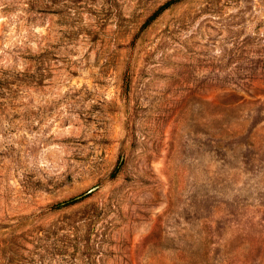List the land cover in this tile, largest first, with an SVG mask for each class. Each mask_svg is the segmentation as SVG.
<instances>
[{"label":"rangeland","instance_id":"1","mask_svg":"<svg viewBox=\"0 0 264 264\" xmlns=\"http://www.w3.org/2000/svg\"><path fill=\"white\" fill-rule=\"evenodd\" d=\"M167 1L0 0V264H264V0Z\"/></svg>","mask_w":264,"mask_h":264},{"label":"trees","instance_id":"2","mask_svg":"<svg viewBox=\"0 0 264 264\" xmlns=\"http://www.w3.org/2000/svg\"><path fill=\"white\" fill-rule=\"evenodd\" d=\"M181 0H168L167 2H165L164 4H162L144 23L143 28H145L146 26H148L161 12H163L165 9L169 8L171 5L179 2ZM129 88V80L126 78V89ZM124 161H119L117 163V165L115 166V168L113 169V171L110 174L111 178H116L123 166ZM89 193L85 192L79 196H76L74 198H71L69 200L60 202L57 204V207H64V206H68V205H72L75 204L79 201H81L82 199H84L86 196H88Z\"/></svg>","mask_w":264,"mask_h":264},{"label":"water","instance_id":"3","mask_svg":"<svg viewBox=\"0 0 264 264\" xmlns=\"http://www.w3.org/2000/svg\"><path fill=\"white\" fill-rule=\"evenodd\" d=\"M95 189H97V186H96V187H93V188H91V189H89V190L87 191V193L93 192Z\"/></svg>","mask_w":264,"mask_h":264}]
</instances>
